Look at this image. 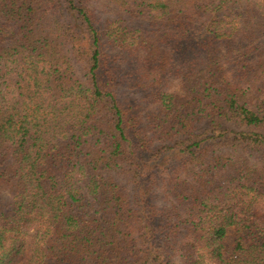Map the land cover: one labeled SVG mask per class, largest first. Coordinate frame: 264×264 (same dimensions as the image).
<instances>
[{
	"label": "trees",
	"instance_id": "obj_1",
	"mask_svg": "<svg viewBox=\"0 0 264 264\" xmlns=\"http://www.w3.org/2000/svg\"><path fill=\"white\" fill-rule=\"evenodd\" d=\"M106 1L0 0V264H264V0Z\"/></svg>",
	"mask_w": 264,
	"mask_h": 264
},
{
	"label": "rangeland",
	"instance_id": "obj_2",
	"mask_svg": "<svg viewBox=\"0 0 264 264\" xmlns=\"http://www.w3.org/2000/svg\"><path fill=\"white\" fill-rule=\"evenodd\" d=\"M98 8V15L102 17L104 20L109 17L116 19L118 16H120V13L118 15L116 9L108 4L106 0H98V3L95 5ZM4 201L6 203H9L10 197L8 195H4ZM261 214H264V206H261L259 209ZM235 235H236V230L235 228H229L228 233H227V238L224 240V245L226 248L229 250H233L235 247Z\"/></svg>",
	"mask_w": 264,
	"mask_h": 264
}]
</instances>
